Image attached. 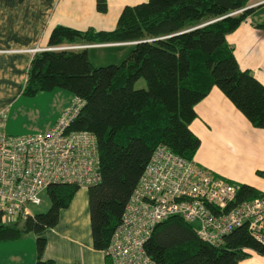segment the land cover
<instances>
[{"label":"trees","instance_id":"1","mask_svg":"<svg viewBox=\"0 0 264 264\" xmlns=\"http://www.w3.org/2000/svg\"><path fill=\"white\" fill-rule=\"evenodd\" d=\"M250 1L259 0H144L123 6L111 29L56 25L46 39V46H93L32 54L21 95L60 88L83 101L67 130L95 136L99 180L86 187L87 212L91 246L103 252L104 264H111L104 253L110 234L154 148L163 144L193 161L199 139L188 125L196 118L195 104L212 86L252 127L264 129V85L239 68L225 40L252 12ZM95 9L104 12L105 0H95ZM96 50L123 52L108 54L109 60L95 64ZM139 77L145 88H133ZM78 188L48 185L42 191L48 198L45 211H29L15 221L0 219V242L34 235L33 264H54L42 258L45 239L40 233L57 223L59 211ZM262 193L239 183L235 202ZM194 227L169 216L154 225L143 248L155 264H257L246 260L252 254L264 257V246L244 225L214 244L199 240Z\"/></svg>","mask_w":264,"mask_h":264},{"label":"built area","instance_id":"2","mask_svg":"<svg viewBox=\"0 0 264 264\" xmlns=\"http://www.w3.org/2000/svg\"><path fill=\"white\" fill-rule=\"evenodd\" d=\"M89 46L93 44L33 47L28 51ZM82 103L72 96L49 128L20 135L4 131L6 113L0 111L1 220L15 221L29 215L28 205L38 204L39 194L48 185L87 187L98 182L95 136L84 130H67ZM238 187L239 183L229 182L159 144L125 202L104 253L111 264H155L143 243L154 225L169 216L193 223L196 237L206 243H218L225 234L244 225L264 246V192L235 202Z\"/></svg>","mask_w":264,"mask_h":264},{"label":"crops","instance_id":"3","mask_svg":"<svg viewBox=\"0 0 264 264\" xmlns=\"http://www.w3.org/2000/svg\"><path fill=\"white\" fill-rule=\"evenodd\" d=\"M142 1L105 0L106 10L99 12L95 9V0H0V111L6 113L4 131L11 126L8 117L18 107L29 106L36 97L53 92L41 91L32 97L21 95L33 54L28 49L46 47L47 35L56 25L76 30L111 29L123 6ZM252 7L247 19L226 34L225 40L239 68L246 69L264 85V1ZM69 96L70 93H64L62 99L56 98L54 114L46 120L43 129L49 128L67 106ZM194 110L196 118L188 125L199 139L193 162L224 179L264 192V177L256 173H264V129L252 127L215 86L195 104ZM9 131L14 130L10 127ZM219 143L227 152L233 150L237 154L242 182L235 181L239 178L214 162V148ZM253 174L258 178L257 184L242 180ZM40 235L45 239L42 258L53 260L54 264H104L103 252L91 246L86 187L78 188L68 206L59 211L57 223ZM34 237L0 242V264H33Z\"/></svg>","mask_w":264,"mask_h":264},{"label":"rangeland","instance_id":"4","mask_svg":"<svg viewBox=\"0 0 264 264\" xmlns=\"http://www.w3.org/2000/svg\"><path fill=\"white\" fill-rule=\"evenodd\" d=\"M81 45H84V44H81ZM122 52L123 51H120L117 53V52H109V51H104V50H96V52L93 53L92 55V59L94 60L95 64H102L106 62L107 60H109L107 57L108 54L116 55L117 53V56H121ZM132 86L133 88H145L146 84H145L144 79L139 77L133 82ZM51 91L53 92H51L50 94H44L42 96L36 97L34 102L30 104L29 106L18 107L17 111L13 112V114L8 117L9 119H7L8 125L11 124L10 127L14 131L8 132V130L10 129V127L8 126L7 132L6 131L5 132L8 134L20 135V134H29V133H35V132L46 130L47 128L43 129L42 126H44L46 120L52 114H54L55 106H57L55 104V102L57 101L56 98H58V100H60V98L62 99V95L64 93L65 94L68 93L69 95L68 91L64 89H60V88H55ZM54 91H61L63 93L61 95H57V93ZM69 97L71 98V96ZM228 148L230 147H227V149ZM213 160L215 163H217V166L221 167L223 170L229 171L230 174L239 178V179H234L235 181L242 182L240 179L242 178L240 177L242 170L239 169L241 162L237 154L233 152V150L230 152L228 150L227 152L226 147H224L221 143H219V145H217L214 148ZM242 180H245L244 182H251V183L257 184L258 178L253 174L252 177H248ZM39 198H40L39 204L28 205V209L31 213L42 212L47 209L48 198H47L46 193L41 192L39 194ZM246 261L250 263L264 264V257L252 254Z\"/></svg>","mask_w":264,"mask_h":264},{"label":"water","instance_id":"5","mask_svg":"<svg viewBox=\"0 0 264 264\" xmlns=\"http://www.w3.org/2000/svg\"><path fill=\"white\" fill-rule=\"evenodd\" d=\"M250 6H253V5H250ZM250 6H247V7H250Z\"/></svg>","mask_w":264,"mask_h":264}]
</instances>
